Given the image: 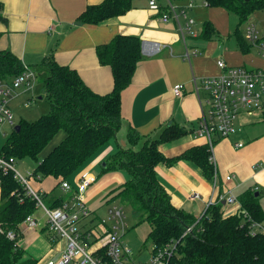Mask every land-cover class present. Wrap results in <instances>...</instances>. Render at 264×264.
I'll list each match as a JSON object with an SVG mask.
<instances>
[{"label":"crops","instance_id":"crops-1","mask_svg":"<svg viewBox=\"0 0 264 264\" xmlns=\"http://www.w3.org/2000/svg\"><path fill=\"white\" fill-rule=\"evenodd\" d=\"M103 1L0 0V51L14 53L24 65L36 71L37 75L40 70L43 77L47 70L41 64L45 58L54 54L59 65L76 70L94 92L105 95L113 90L114 81L111 69L100 64L97 47L111 42L118 35L139 37L142 41L143 59L132 83L121 96L124 120L120 130L122 136L120 137L119 132L116 139L99 151L96 159L99 162L105 161L102 162L104 166L111 155L120 148H126L129 127H133L140 135L156 138L166 127L174 124L185 129V135L160 145V151L169 160L181 157L193 147L205 145V139L195 137V131L205 109L206 95L200 92L199 98L194 80L200 83L204 78L221 74L218 67L221 59L229 67L263 71L264 59L252 55L255 48L244 54L235 33L224 34L221 31L218 21L228 11L219 7L206 8L205 0H196L194 8L187 11L188 16L195 21L194 35H189L186 31L182 33L180 27L185 25L183 17L180 16V23L174 18L164 22L161 14L150 10L145 0H134L133 8L129 12L97 25L78 22L77 19L88 6L98 5ZM177 4L184 5L186 1H178ZM177 12L180 14V9ZM206 22H210L215 28L217 37H203ZM145 42L159 43L165 48L159 54L149 56L143 52ZM186 48L190 52H197L196 55L191 54L190 60L185 57ZM178 84L184 86L180 97L173 92L174 86ZM37 85L38 79L33 89L20 91L11 101L28 95L26 101L29 102ZM45 95V85H42L38 99L45 100ZM248 125H251L249 119L240 118L238 127L241 130L231 138L217 142V187L214 177L208 179L202 169L190 160L181 159L157 166L158 180L169 193L174 206L200 218L211 202L222 203L224 214L230 216L237 213V206L228 205L225 200L220 199L229 191L238 196L250 187H257L264 196V135L259 136L253 132L243 134ZM239 142L244 143L241 149L236 147ZM119 171L126 173L127 181L128 173L125 170ZM229 175H234L235 178L226 182L225 178ZM45 183V180L32 181L31 185L41 193L51 192V187H46ZM115 185L117 184L108 187ZM58 190L61 191V187ZM71 195L72 193L64 194L62 191L59 196L69 199ZM194 195L199 197L193 198ZM46 228L47 226L42 227L38 233L36 230L27 229L23 224L20 226L17 239L19 246L25 251V259L46 264L59 257L61 246L51 247L50 230L46 231ZM45 233L48 241L41 235Z\"/></svg>","mask_w":264,"mask_h":264},{"label":"trees","instance_id":"trees-1","mask_svg":"<svg viewBox=\"0 0 264 264\" xmlns=\"http://www.w3.org/2000/svg\"><path fill=\"white\" fill-rule=\"evenodd\" d=\"M133 1L104 0L101 4L88 6L77 20L82 24H100L129 12ZM205 1L211 7L236 13L240 17V26L255 12L264 10V0ZM202 35L211 39L217 37V32L210 22H206ZM234 35L242 52H251L254 47L247 42L244 32L238 28ZM141 47L139 37L127 35H118L97 47L100 64L109 67L113 75V90L105 95L94 92L76 70L59 65L54 54L41 64L47 70L45 98L50 102L51 111L32 122L21 119L20 130H13L0 156L16 161L26 158L36 161L38 165L32 173V181L42 182L48 177L59 180L54 190L42 192L47 207L55 209L67 201L68 198L57 196L55 191L63 181L70 183L75 173L116 139L122 129L121 96L132 83L143 59ZM23 72L24 64L17 55L0 51V81L11 82ZM61 131L65 132V138L41 160L39 156ZM185 134L186 130L177 124L166 127L157 138L140 135L129 127L128 146L111 155L102 171L125 170L129 178L113 189L105 201L110 204L119 200L131 206L134 213L142 215V222L151 227L152 253L174 243L176 248L170 264H264V233L251 234L243 211L227 216L222 203H217L196 218L174 206L169 193L159 182L157 166L181 159L194 162L208 179H213L215 170L206 142L174 160L167 159L160 151L161 144ZM0 187V264H39L38 260L25 259V251L19 246L18 239L12 241L7 236L8 232L18 234L25 219L37 213V202L27 195L25 187L12 172L0 173ZM262 195L250 187L237 196L244 211L258 222H264ZM189 227H193L192 231L184 236Z\"/></svg>","mask_w":264,"mask_h":264},{"label":"built area","instance_id":"built-area-1","mask_svg":"<svg viewBox=\"0 0 264 264\" xmlns=\"http://www.w3.org/2000/svg\"><path fill=\"white\" fill-rule=\"evenodd\" d=\"M148 8L161 14L164 22L171 18L179 22L180 16L185 19V25L180 27L189 35H194L193 26L195 21L188 16L189 10L193 9L196 0H145ZM186 1V4L179 5L177 2ZM206 7L208 2L204 1ZM180 9V14L177 12ZM180 23V22H179ZM181 26V25H180ZM244 35L257 51L258 55L264 59V35L261 34L255 23H247ZM165 46L155 42H145L143 52L153 56L159 54ZM191 54L196 55V50L190 52L186 48L185 57L190 60ZM221 74L207 77L197 83L194 80L196 93L200 98V92H204L205 109L199 121V127L195 131V137L203 138L209 147L210 162L214 167L215 186L218 183L217 160L214 154L215 138L219 140L229 139L241 128L238 127L240 118L245 117L254 124L264 122V71L251 70L246 67H229L224 60L218 61ZM38 79L36 71L24 65V72L11 82L0 81V127L8 124L15 127L14 115L10 108V101L22 90H31ZM184 86L175 85L173 92L180 97L183 94ZM29 103H26L27 107ZM241 149L243 142L236 144ZM16 160L0 156V173H13L18 182L23 185L27 195L37 202L38 210H42L47 217L46 226L50 230V242L53 246H61V252L57 259L48 261L46 264H170V259L175 250L174 243H170L163 249L152 253L150 259L144 263L133 260L132 249L125 244L124 238L128 233V223L125 209L122 205L110 203L109 221H102L107 232L102 235L96 233L94 228L84 222L92 213L85 205L84 197L88 189L93 185L92 181L86 177H81L76 189L68 181H63L61 189L64 193H72L69 199L62 206L51 209L42 200V193L36 191L32 185V174L28 178L22 176L15 169ZM257 168V165L255 166ZM235 178L234 175L227 176L226 182ZM259 191V188H254ZM194 195L193 198H198ZM228 205H236L237 213L243 211L244 218L252 235L264 233V222L255 221L246 211H244L237 196L233 191H229L225 196L220 197ZM214 205V203H210ZM207 207V208H208ZM205 213V212H204ZM23 225L27 229L35 230L41 223L35 219V215L28 216ZM193 227L187 228L184 236L192 231ZM10 240H17L18 236L14 232H8ZM58 240V241H57ZM102 242L101 248L92 251L91 248Z\"/></svg>","mask_w":264,"mask_h":264},{"label":"rangeland","instance_id":"rangeland-1","mask_svg":"<svg viewBox=\"0 0 264 264\" xmlns=\"http://www.w3.org/2000/svg\"><path fill=\"white\" fill-rule=\"evenodd\" d=\"M218 22L221 25L220 28L224 34H229V33L234 34L236 32V29L238 28L241 32H244L247 23H255L258 26L261 34H264V10L255 12L248 20V22L241 26H240V17L233 12H227L226 16H221ZM252 55L255 57H260L258 55L257 50H253ZM43 80H44L43 74L40 70H38V85L34 89L33 91L34 93L32 92L33 97L31 98L29 96L31 100H29V102L26 101L28 96L26 95L20 97L14 102L10 101L11 103L10 106L12 108V112L14 115L15 126L19 125L21 119L32 122L38 120L42 115H46L51 111V107H50L51 105L47 98H45V100L43 101H40L38 99V94H40V88L42 87V85H44ZM25 102L29 103L28 107L23 105ZM250 122L251 125H248L244 128L243 134H248L253 132L256 135L263 136L264 122H260L256 124H252L253 122L251 120ZM14 128L15 127L10 126L8 124H5L0 127V153L2 151L3 145L12 135ZM65 135H66L65 132L61 131L51 142V144L43 151V153L39 156V158L42 160L46 155H48L51 152V150L65 138ZM121 136L122 134L120 132V137ZM215 142L216 143L214 147V154L216 155V151H217L216 144L218 142L217 138H215ZM96 158L97 156L93 160H90L88 163H86L83 167H81L75 173V175L70 179V182L72 187L76 189L77 186L79 185V180L81 177H86L92 181L93 185L88 189L84 197L85 205L89 208L92 214L84 222L89 223L90 221H92V223L88 224V226L94 228L96 233L104 235L107 232V228L105 225L102 224L101 220L107 222L108 224L110 223L109 209L111 207V205L105 201V198L113 189L119 186L118 184H122L123 182H125L127 177L125 178L126 173L123 171L102 173L103 163L105 161H102L103 162L102 163L99 162L98 159ZM94 162H97V164L94 165ZM37 165L38 164L36 163V161L30 158H26L22 160H17L15 163V169L22 176L28 178L29 175L32 174L33 171L36 169ZM44 180L46 182L45 186L51 187V190H54L59 183V181L53 177H48ZM114 183H116L117 185H115L112 188L108 187ZM61 193L62 190L61 191H59L58 189L56 190L57 196H59ZM114 204L122 205L125 209L127 216V223H128V233L126 235V238H124V242L132 249L133 260L141 263L148 261L152 255V250L154 247L152 240L149 239V234L151 232L150 225L147 222H142V215L134 213L131 206L127 204H123L119 200L115 201ZM261 204L264 208V196L261 199ZM35 219L41 223V226L35 229L39 233L41 228L46 226L47 217L45 216L44 212L40 209L36 213ZM41 235L45 241H48L47 233ZM41 243L42 242H40V244ZM40 244L37 245V248L40 246ZM52 245L53 244H51V247L54 248L55 246ZM101 246H102V242H99L95 246H93L91 250L96 251L98 248H101Z\"/></svg>","mask_w":264,"mask_h":264},{"label":"water","instance_id":"water-1","mask_svg":"<svg viewBox=\"0 0 264 264\" xmlns=\"http://www.w3.org/2000/svg\"><path fill=\"white\" fill-rule=\"evenodd\" d=\"M14 130L18 132L20 130V125L15 126ZM104 166H106V164H104ZM256 196H258V193H256Z\"/></svg>","mask_w":264,"mask_h":264}]
</instances>
